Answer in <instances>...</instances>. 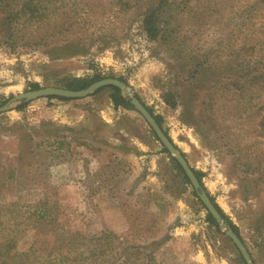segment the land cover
<instances>
[{"label":"rangeland","instance_id":"374dc122","mask_svg":"<svg viewBox=\"0 0 264 264\" xmlns=\"http://www.w3.org/2000/svg\"><path fill=\"white\" fill-rule=\"evenodd\" d=\"M7 1L39 13L20 19L13 42L0 39V104L32 84L123 78L264 264V218L261 235L254 229L264 216V79L245 76L264 69V0ZM162 2V38L150 40L142 21ZM191 56L237 72L215 106L193 105L198 129L164 101ZM110 93L42 98L0 115V264H240L192 187L173 179L151 129L115 109Z\"/></svg>","mask_w":264,"mask_h":264},{"label":"trees","instance_id":"16d2710c","mask_svg":"<svg viewBox=\"0 0 264 264\" xmlns=\"http://www.w3.org/2000/svg\"><path fill=\"white\" fill-rule=\"evenodd\" d=\"M9 2L7 0H0V8L1 10L4 9V11L1 13L2 16L4 14L5 17L3 19L0 20V39L1 37L4 38L5 41H14L13 39H15V35L17 34V23H20V19H23L25 17H27L29 20H31L32 18H34L36 14H38V10L34 7V5H20V8H18V10L16 12H14L13 7H11L9 4ZM162 3H159L158 6L154 9L151 10L150 13H148L143 21H142V25H143V29L146 33V35L148 36V38L150 40H157L158 38H162V36L160 35L159 32V24H161V20L159 17V14H161V10H162ZM11 7V8H10ZM125 9H128V5H124ZM162 25H168L167 22H162ZM23 28V27H22ZM21 30H18V32H20ZM172 31V30H171ZM65 31L63 30H59L57 32L56 29L53 28V31L51 30V34H58V33H65ZM166 32L171 33L168 29L166 30ZM51 36V35H50ZM170 36V35H168ZM41 41H44V39H42ZM179 45V42H178ZM65 48H69L67 46H64ZM52 52L56 53L59 52L60 50H57L58 48H52ZM177 65L179 67H182L184 69V67L187 65L186 63L183 62V60L181 59V57H177ZM191 62L189 65H187V71L185 72L183 71V75L179 77V75L176 77L174 82V88L173 90H170L169 92H167V94L164 95V101L165 103L171 107V108H176V106L178 104L182 105V112L180 113V120L182 123H184L187 126H192L196 129L198 126V121H199V116H197L195 114V110L193 108V105L196 106H203V107H209L211 104H213L215 106V100L214 97L215 95H217V93L221 90H227L230 87L235 86V81L233 82H228V78H230V75H236L237 72L235 71V69L229 68L228 66L231 65H227V64H223L222 63H211V62H205V60H203L202 56H197L190 58ZM228 63V62H227ZM231 64V63H230ZM256 71H259L257 74H247L245 73L246 77L249 76L248 82L252 83L254 85V83L256 84L257 80L260 79H264V69L262 70V72H260L259 69H256ZM254 72V71H253ZM240 75V74H238ZM102 79H105L103 77L100 76H94L90 79H85V78H77V79H72V80H68L64 83V85L61 87L63 89H67V90H72V91H79V90H83L87 87H89L91 84H93L94 82L100 81ZM119 81L125 83L123 78H117ZM177 82L181 83L179 86H176ZM39 85L38 84H32L31 85V89L32 90H37L39 89ZM179 88H180V92H179ZM109 90L111 93L109 95V99L113 105V107L115 109L117 108H122L128 111H134L132 106L128 103L127 99L122 95V92L115 88V87H106V88H102L99 91L95 92L93 95L98 94L99 92H102L104 90ZM228 91V90H227ZM138 100H140V98L137 95H134ZM178 99H184V103H182V101L180 100H175V98ZM49 100L51 99H57L59 101H70L67 99H62V98H54V97H50L47 98ZM141 102V100H140ZM5 103L2 102L0 104V106H2ZM27 104H22L19 106L18 109H22L26 106ZM142 105L147 109V111L153 116V118L155 119V121L157 122V124L159 125V127L162 129V131L164 132V134L166 135V137L170 140V142L172 143V140L169 138L166 130L163 128V123H162V118L160 116L154 115L153 111L148 108L147 106H145L143 103ZM192 105V106H191ZM153 137L155 138L156 141H158V139L156 138L155 134L152 132V130H150ZM162 153H165L168 155L167 151L162 148ZM182 154V153H181ZM183 157H185L184 154H182ZM169 156V155H168ZM170 157V156H169ZM171 160V164L173 166V171L177 172V176L173 177V179H176L179 181V183H183L185 185H188L191 187L189 180L187 179V177L185 176L184 172L182 171V169L180 168V166L177 164V162L170 157ZM194 175L196 176L197 180L199 181L200 185L202 186V188L205 190L203 183H202V178H203V174L200 171L194 170L192 169ZM206 191V190H205ZM207 193V191H206ZM192 195L196 197L195 193L192 192ZM207 195L209 196L210 201L212 202V204L214 205V207L216 208V210L218 211V213L220 214V216L222 217V219L224 220V222L230 227V229L238 236V238L242 241V243L244 244V246H246L243 238L241 237L238 227L236 225H234L229 219L228 217L222 212V210L219 208V206L215 203V200L207 193ZM198 204L201 206L202 209L205 210V208L202 206L201 202L199 200H197ZM264 218V216H262L261 218L256 219L255 223H254V229L256 230V232H261V223H262V219ZM206 222L209 223L211 226H213L217 231H218V225L215 222V220L207 213L206 214ZM261 235V234H259ZM235 252L237 253V259L238 262L240 264H245L244 260L242 259V257L240 256V254L238 253L237 249L235 248V246L233 245ZM246 248L248 249V247L246 246ZM249 251V249H248ZM141 253L140 250L138 249H134V254H139ZM249 254L253 260V263H255L253 256L251 254V252L249 251ZM125 256L127 257V254H125ZM152 260V258H150ZM150 259H147L150 261Z\"/></svg>","mask_w":264,"mask_h":264},{"label":"water","instance_id":"95a60500","mask_svg":"<svg viewBox=\"0 0 264 264\" xmlns=\"http://www.w3.org/2000/svg\"><path fill=\"white\" fill-rule=\"evenodd\" d=\"M115 87L122 92V95L127 99L128 103L132 106L133 110L144 120L147 126L155 134L160 145L167 151L169 156L173 158L180 166L185 176L190 182V185L197 197L205 208L206 212L215 220L218 225V229L224 233V235L231 241L235 246L238 253L244 260L245 264H254L252 258L238 236L230 229V227L224 222L214 205L209 199V196L200 185L196 176L194 175L191 167L183 157L181 152L175 147L173 143L166 137L162 129L159 127L153 116L147 111L142 105V102L132 95L125 83L114 78H105L100 81L94 82L89 87L79 90L72 91L63 88L48 87L39 88L37 90H30L22 94H18L9 98L2 106H0V115L9 112L12 107L16 105L28 104L42 98H62L67 100H79L84 99L102 88Z\"/></svg>","mask_w":264,"mask_h":264},{"label":"crops","instance_id":"0c3cea01","mask_svg":"<svg viewBox=\"0 0 264 264\" xmlns=\"http://www.w3.org/2000/svg\"><path fill=\"white\" fill-rule=\"evenodd\" d=\"M76 123V122H75ZM168 134V133H167ZM169 136V135H168ZM170 138V137H169ZM171 139V138H170ZM173 143V142H172ZM175 145V144H174ZM175 147L179 150V148L175 145ZM89 149H90V151H91V148L90 147H88ZM162 150V149H161ZM180 151V150H179ZM95 152L97 153L98 152V149H96L95 150ZM181 152V151H180ZM161 153H162V151H161ZM182 154H184L183 152H181ZM185 155V154H184ZM185 159H186V156L184 157ZM186 161H187V159H186ZM187 163L189 164V162L187 161ZM189 166H190V164H189ZM191 167V166H190ZM191 169H194L193 167H191ZM194 170H196V169H194ZM198 171V170H197ZM201 172V171H200ZM203 183V182H202ZM203 186H204V184H203ZM204 188H205V190L207 191V193L210 195V193H209V191L206 189V187L204 186ZM205 191V192H206ZM211 196V195H210ZM212 197V196H211ZM213 198V197H212ZM215 203L217 204V202L215 201ZM218 205V204H217ZM219 206V205H218ZM220 208V207H219ZM246 247V246H245ZM248 250V249H247ZM249 252V251H248Z\"/></svg>","mask_w":264,"mask_h":264}]
</instances>
